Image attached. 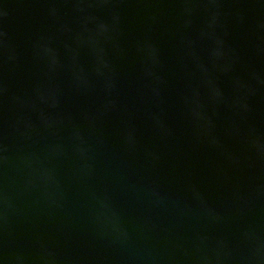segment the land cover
I'll list each match as a JSON object with an SVG mask.
<instances>
[{"label": "water", "instance_id": "95a60500", "mask_svg": "<svg viewBox=\"0 0 264 264\" xmlns=\"http://www.w3.org/2000/svg\"><path fill=\"white\" fill-rule=\"evenodd\" d=\"M0 264H264V0H0Z\"/></svg>", "mask_w": 264, "mask_h": 264}]
</instances>
